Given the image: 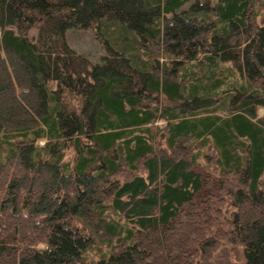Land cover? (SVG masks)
Returning a JSON list of instances; mask_svg holds the SVG:
<instances>
[{"label": "trees", "instance_id": "1", "mask_svg": "<svg viewBox=\"0 0 264 264\" xmlns=\"http://www.w3.org/2000/svg\"><path fill=\"white\" fill-rule=\"evenodd\" d=\"M261 109L264 0H0V264H264Z\"/></svg>", "mask_w": 264, "mask_h": 264}, {"label": "rangeland", "instance_id": "2", "mask_svg": "<svg viewBox=\"0 0 264 264\" xmlns=\"http://www.w3.org/2000/svg\"><path fill=\"white\" fill-rule=\"evenodd\" d=\"M37 30H32V35L36 34ZM67 41L72 48L79 52L87 54L92 61L96 62V59L105 53L104 47L96 39L94 32L88 29H69L66 33ZM103 51V52H102ZM98 61V60H97ZM261 116L264 115V110H260Z\"/></svg>", "mask_w": 264, "mask_h": 264}]
</instances>
